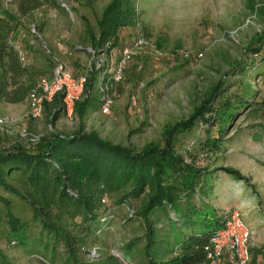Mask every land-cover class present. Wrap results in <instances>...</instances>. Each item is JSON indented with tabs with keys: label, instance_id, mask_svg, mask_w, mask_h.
<instances>
[{
	"label": "rangeland",
	"instance_id": "obj_1",
	"mask_svg": "<svg viewBox=\"0 0 264 264\" xmlns=\"http://www.w3.org/2000/svg\"><path fill=\"white\" fill-rule=\"evenodd\" d=\"M2 1L20 19L22 29L15 40L18 47L27 51L38 47L41 51L45 43L56 51L57 58L67 63L70 71L75 67V71H81L91 57L87 51L91 46L84 40V19L96 29L98 17L111 0H97L92 6H87L86 0H51L59 7L45 6L27 10L26 14L20 11L25 0ZM263 3V0H137L138 23L122 30L121 44L111 56L113 52L119 56L137 39L146 44L129 63L121 81L113 85L115 101L111 115L95 112L85 119L83 126L86 133L97 132L100 138L136 152L151 143L163 147L165 129L186 121L193 109L207 99L210 87L225 78L222 89L227 91L221 97L215 96L211 106L215 110L226 108L228 103L238 106L241 98L249 106L240 108V114L222 136L215 122L209 128L197 124L190 132L177 134L174 148L187 163L198 168H231L246 179L236 181L220 172L211 200L219 216L231 209L241 213L251 231V258L264 251V114L260 109L264 99V46L257 55L247 49L264 26L251 6L256 8ZM33 27L42 39L31 34ZM114 58L109 57L111 69L116 63ZM251 65L256 69L252 70ZM245 67L248 68L242 74ZM6 108L4 114L0 113L4 122L0 126V149L17 146L30 149L39 137L53 132L73 134L82 126L75 114L71 118L63 116L51 127L44 116L32 121L26 107ZM208 139H218L221 148H211ZM0 197L10 199L12 211L22 221L31 223L30 215L17 198L2 190ZM118 198L113 195L107 199L114 218L110 227L98 231L93 250L116 259L117 255L125 256V246L142 234L139 222L125 223L129 214L135 213L137 203L118 204ZM3 209L6 212L0 198V210ZM5 212L0 214V264L2 254L11 264H46L36 253L24 251L14 243ZM35 229L31 223V236L36 234ZM142 247L138 241L136 248ZM163 247L152 248L160 261ZM130 257L131 264H137L138 258ZM257 261L264 264V256H257ZM54 264H63L60 256Z\"/></svg>",
	"mask_w": 264,
	"mask_h": 264
},
{
	"label": "trees",
	"instance_id": "obj_2",
	"mask_svg": "<svg viewBox=\"0 0 264 264\" xmlns=\"http://www.w3.org/2000/svg\"><path fill=\"white\" fill-rule=\"evenodd\" d=\"M86 1L87 6H92L97 0ZM136 2L111 0L98 17L96 29L84 19V40L97 55L104 52L111 57L121 44L122 30L137 25ZM45 6L59 7L51 0H25L20 11L26 14L27 10ZM251 11L264 25V3L256 8L251 6ZM20 29V19L0 0V103L29 100L39 80L49 77L54 68L52 55L43 47L44 68L22 63L15 42ZM262 46L264 26L247 50L257 55ZM251 67L256 69L254 65ZM247 68H242L241 73L245 74ZM110 78L106 68L90 74L85 97L74 111L82 124L77 132L44 135L30 149L21 146L0 149V190L18 199L36 228V234L31 236V223L22 221L12 211L10 199L0 197L6 207V212L3 209L0 214L5 212L12 240L24 251L36 253L46 264H54L57 256L63 264H122L113 255L104 257L98 251L95 256L92 254L98 231L110 227L114 218V211L102 201L116 195L118 204L137 203L135 213L125 220V223L139 222L142 232L125 246L124 257L130 263L132 255L138 258L137 264H205L210 239L223 227L225 218V214L217 215L212 204L214 182L220 172L236 181L246 179L231 168H198L187 163L174 148L176 136L190 132L197 124L209 128L214 122L222 136L240 114V108L249 106L248 102L241 98L238 106L228 103L226 108L215 110L211 106L215 96L221 97L227 91L222 89L225 78L221 79L210 87L207 99L193 109L186 121L165 129L163 147L151 143L136 152L100 138L97 132L84 131V121L90 112L101 111L100 85ZM61 100L58 96L46 104L51 127L64 114ZM260 109L264 114V99ZM208 140L214 150L221 148L218 139ZM138 241L143 245L141 249L136 248ZM156 245H165L161 261L152 253ZM259 255L264 256V251L254 255L250 264H257ZM2 256L1 264H11Z\"/></svg>",
	"mask_w": 264,
	"mask_h": 264
},
{
	"label": "built area",
	"instance_id": "obj_3",
	"mask_svg": "<svg viewBox=\"0 0 264 264\" xmlns=\"http://www.w3.org/2000/svg\"><path fill=\"white\" fill-rule=\"evenodd\" d=\"M31 34L42 39L35 27L31 29ZM146 42L137 39L127 48L121 51L114 68L109 67L110 60L106 53L97 55L92 48L90 61L81 73H73L69 70L67 63L57 58L54 53L44 43V50L52 55L54 68L49 77H42L39 80L38 88L29 99V118L32 120L42 118L46 104L52 103L58 96L62 97V107L67 118L74 115L77 103L85 97L86 84L91 73L102 71L106 68L111 78L101 83V113L111 115L115 101L113 85L121 81L124 71L129 63L137 57ZM19 56L23 64H28L25 51L17 46ZM104 80V76L102 77ZM4 122L0 119V126ZM103 204H107V198L103 199ZM241 213L236 209H231L225 214L223 227L210 239V248L206 255L205 264H250L251 256L249 242L251 231L244 223ZM93 256L96 250L92 251ZM122 264H131L124 255H117Z\"/></svg>",
	"mask_w": 264,
	"mask_h": 264
},
{
	"label": "crops",
	"instance_id": "obj_4",
	"mask_svg": "<svg viewBox=\"0 0 264 264\" xmlns=\"http://www.w3.org/2000/svg\"><path fill=\"white\" fill-rule=\"evenodd\" d=\"M126 31V30H125ZM22 46V45H21ZM38 47H34V48H32V51H27L23 46H22V49L25 51V53L27 54V58H28V64L27 65H34L35 67H37V68H44L45 67V63H44V58L42 57V54H41V51L39 50L40 48H38ZM53 50V49H52ZM75 51H77V50H75ZM54 54H56V51L55 50H53L52 51ZM111 57H115L114 59H116V62L118 61V59H119V57H120V55L118 56L117 54H115L114 52H113V56H111ZM112 62H114L113 60H112ZM78 64V63H77ZM76 70V67L73 69L72 68V72L73 73H79V72H83L84 70H82L81 69V71H75ZM49 75H51V73H49L48 74V76ZM81 102V101H80ZM29 100H26L25 102H22V103H18V104H8V103H0V113L1 114H4L5 112H3L4 110H3V108L4 109H6L7 110V108L6 107H9V108H11V109H15V108H18V107H23V108H27V109H29ZM48 104H50V103H48ZM95 112H98V111H91L90 112V115L91 114H93V113H95ZM49 113H50V111H49V109L48 108H46L45 107V110H44V114H43V116L44 117H47L48 118V116H49ZM43 116H42V118H40V119H36V120H32V121H39V120H41V119H43ZM63 116H65L64 114H63ZM62 116V117H63ZM61 117V118H62ZM60 118V119H61ZM59 119V120H60Z\"/></svg>",
	"mask_w": 264,
	"mask_h": 264
}]
</instances>
